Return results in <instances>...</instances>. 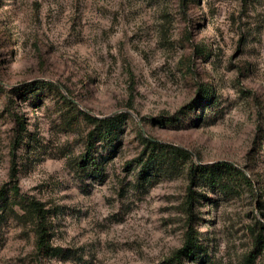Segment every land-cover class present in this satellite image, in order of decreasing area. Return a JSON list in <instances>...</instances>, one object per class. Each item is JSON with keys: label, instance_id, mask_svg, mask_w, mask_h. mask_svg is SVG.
Wrapping results in <instances>:
<instances>
[{"label": "rangeland", "instance_id": "obj_1", "mask_svg": "<svg viewBox=\"0 0 264 264\" xmlns=\"http://www.w3.org/2000/svg\"><path fill=\"white\" fill-rule=\"evenodd\" d=\"M189 226L185 264H264V0H0V264H159Z\"/></svg>", "mask_w": 264, "mask_h": 264}, {"label": "trees", "instance_id": "obj_2", "mask_svg": "<svg viewBox=\"0 0 264 264\" xmlns=\"http://www.w3.org/2000/svg\"><path fill=\"white\" fill-rule=\"evenodd\" d=\"M183 7L185 8L188 5V0H182ZM39 85H45L48 84V82H38ZM28 87L32 86V84H28ZM5 110L8 111V113L11 116V119L13 121L14 129L16 130L15 133V139L14 144L15 145H21L22 143V131L25 129V124L21 120L20 114L18 110L14 106V101L12 97L9 98L7 105L5 106ZM124 116H115L108 119H97L95 121V124H97V129L93 130L88 136V144H87V152L84 154L83 162L84 164H89L94 169H96L98 172L101 171V165L98 161H96L95 157L92 154L93 146H94V138L102 141V140H110L111 136L116 131V125H119L121 120H123ZM145 141L149 146H151L152 151L156 152L158 151L156 156H149V158L144 162V167L146 169L151 168L152 165L156 163V159H158V155L160 151L167 150V154L171 153L175 157H182L186 158L190 154L189 152L177 148V147H164L161 145H158V143L154 140H149L148 138H145ZM171 149V150H170ZM161 154V153H160ZM222 171H228L231 172L234 170L233 166L229 164L228 162L221 161L214 164H207V165H192L189 171V179H190V186L189 191L187 195V205L188 207H192L196 191L193 190L192 185L196 181L198 177V173L200 172H207V180L208 182L213 186H221L225 187L224 181L222 180L221 175ZM245 176V174H243ZM246 177V176H245ZM247 178V177H246ZM33 209L37 213V215L40 218L45 217V210L43 209L40 202H33ZM44 226H42L40 230V238H39V247L42 248L46 246L45 236H44ZM203 251V247L198 242L197 235L195 234V230L192 226H189V229L186 232V240L181 248L176 250L169 258L165 259L159 264H185V259H198L200 257V253Z\"/></svg>", "mask_w": 264, "mask_h": 264}]
</instances>
